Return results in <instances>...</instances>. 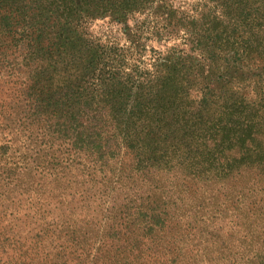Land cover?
<instances>
[{"label":"trees","instance_id":"obj_1","mask_svg":"<svg viewBox=\"0 0 264 264\" xmlns=\"http://www.w3.org/2000/svg\"><path fill=\"white\" fill-rule=\"evenodd\" d=\"M155 1L0 0V71L13 65L21 76L15 93L0 83V263L72 264L76 253L62 243L49 252L47 236L83 239L86 229L99 240L89 264L98 255L102 264H134V251L158 258L149 247L175 223V205L157 195L160 174L264 169V61L255 55L263 24L250 33L216 23L191 33L190 55L168 52L142 70L148 40L131 21ZM159 2L154 11L164 14L167 1ZM107 19L125 45L94 37L91 25ZM256 211L255 221L264 215ZM184 248L166 251L162 264L190 262ZM196 251L194 263L219 264L207 247Z\"/></svg>","mask_w":264,"mask_h":264},{"label":"rangeland","instance_id":"obj_2","mask_svg":"<svg viewBox=\"0 0 264 264\" xmlns=\"http://www.w3.org/2000/svg\"><path fill=\"white\" fill-rule=\"evenodd\" d=\"M164 1H167L164 14L154 11L155 7L160 5L159 0H156L152 10L148 9L132 17V27L138 29L139 36L148 40L141 42L144 49L141 54L139 53L141 61L137 64L142 70H152L151 66L155 60L166 56L168 52L190 55L193 38L191 33H200L216 23L221 24L222 22L231 26L237 23L239 31L250 33H253V25L256 23L263 24L264 29V18L261 17L264 15V0ZM257 6L259 9L257 12L249 13L251 16L245 17L246 11L251 12ZM119 28L107 19L94 22L90 29L94 37L103 38L104 41L109 42L117 39L121 45H125ZM261 35L264 39V30L261 31ZM255 55H259L264 61V44L262 50L259 49ZM16 58H18L17 53ZM9 60L16 66V69L19 68V59L11 57ZM254 68L255 66L251 65L250 71ZM205 70L208 72L210 67L206 66ZM10 71L13 72L12 75L8 74ZM252 73L255 74V71ZM20 77L13 65H6L0 71V83L4 92L5 90L17 92L16 85ZM252 80L255 81L256 78L253 77ZM191 96L195 97L196 94ZM248 99L251 98L248 97ZM128 161L129 157H126V162ZM182 169L179 174L172 172L160 174L163 194L158 192L157 195L162 201H167V203L170 201L175 205V215L172 219L175 223L168 228L171 234L165 238V241L161 244H151L149 251L153 256L157 253L163 252V254L158 258H148V253L144 252L145 256L142 254L138 256L137 251H134L128 260L134 264H162L168 258L164 254L166 251L170 254L174 250L184 248L177 245V242L182 240L186 247L182 255L190 260L187 264H196L194 261L202 255L201 252L196 253V250L204 247H207L210 253L214 252L213 257L219 264H228L227 260H239L240 258H244V262L237 261V264H251L252 261H247L254 257H257L258 264H264V215L256 221L253 217V212H259L256 210L260 208L264 210V169L260 168L257 172L249 173L243 171L242 166H235L228 174L225 169L222 171L213 169L215 172L208 176H202V169H200V179H194L193 176L191 179L189 175L192 171ZM205 178H208L207 182L204 181ZM143 191L150 192V189L144 188ZM175 192L181 193L173 196ZM102 208L105 209L104 204ZM262 213L264 214V211ZM87 216L86 221L91 219V213ZM51 220L48 221L51 222ZM177 222H179L178 225ZM176 225L183 232V238L175 235ZM88 230H83V239L78 234L75 240L69 236H62L63 238L58 240L55 233L51 232L46 239L48 251L56 252L62 243L67 252L76 253L72 264L92 263L94 248L99 246L98 244L94 246V244L99 240L96 239V232H88ZM170 236H173V240L169 239ZM88 238L92 240L87 243ZM112 242L106 240L109 248ZM143 244L146 245H142L141 249H147V242L144 241ZM2 251L0 249L1 256ZM90 251L91 257L88 258ZM96 261L102 264V256L98 255Z\"/></svg>","mask_w":264,"mask_h":264}]
</instances>
